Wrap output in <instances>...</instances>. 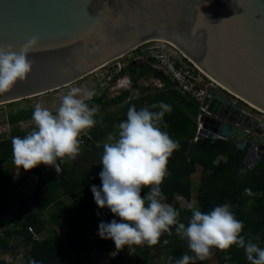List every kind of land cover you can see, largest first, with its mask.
I'll list each match as a JSON object with an SVG mask.
<instances>
[{"label": "water", "instance_id": "1", "mask_svg": "<svg viewBox=\"0 0 264 264\" xmlns=\"http://www.w3.org/2000/svg\"><path fill=\"white\" fill-rule=\"evenodd\" d=\"M33 70L0 105L69 86L148 42L164 40L224 92L264 115V0H0V47L31 38ZM199 140L230 141L254 168L264 123L209 90Z\"/></svg>", "mask_w": 264, "mask_h": 264}, {"label": "trees", "instance_id": "2", "mask_svg": "<svg viewBox=\"0 0 264 264\" xmlns=\"http://www.w3.org/2000/svg\"><path fill=\"white\" fill-rule=\"evenodd\" d=\"M149 69L141 72L138 76H143ZM137 82V81H136ZM171 87V85H169ZM100 97V96H99ZM121 98L115 100H121ZM158 101L149 103L148 109L157 111L153 105L160 102L171 105L172 112L165 114L164 123L166 131L174 140L178 141L180 148L170 157L167 171L161 190L164 194V201L180 212L179 221L187 225L192 212L191 208L184 209L176 199L182 197L186 202L192 200L193 186L192 176L197 172V166L202 168L200 185L196 200L200 210L208 213L215 206L228 204L238 220L243 222L244 229L242 235L252 238L254 243L264 248V153L254 168H249L243 163L244 152L237 150L234 144L223 139L210 140L204 138L194 141L197 135L196 115L199 113V104L190 96L181 95L176 89L169 88L154 97ZM92 104H103L102 99L96 97ZM136 106L137 110L144 107L141 100L130 104L126 109L104 118L95 128L88 130L89 137L81 140L80 154L93 155L94 159L101 156L103 147L99 146L100 141L92 142V138L107 129L111 133L118 129L120 122L126 119V113L130 107ZM191 115L195 116L192 118ZM105 137V135H103ZM9 156H12V145L0 146V216L10 213L12 221L18 220L20 215L10 210L8 199L5 195L13 184V173L3 168ZM65 163L61 167V172L57 173L52 167L41 164L30 170L22 171L38 177V184L35 188L31 200H19V206L23 211L28 212L20 227L14 230L3 231L4 238H0V255L9 249L10 238H20L21 241L30 246V250L25 252L27 263L32 264H84L89 247L92 249L107 252H123L117 250L114 241L110 239L95 238L90 245L91 237L99 232L101 222L110 223L113 219L119 221L107 207L101 209L95 202L92 186L102 187V181L96 170L82 172L78 170L77 159ZM240 169H246L244 175L240 174ZM102 171V170H101ZM21 182L16 180L13 184V193H17ZM245 189H250L246 192ZM145 188L142 195H147ZM70 198L67 202L65 199ZM251 200H250V199ZM250 206L247 207V203ZM53 208L54 212L49 219L45 214ZM4 222L2 226H5ZM16 223V224H17ZM67 223L68 231L64 236L59 234L57 227ZM47 224H51L50 236L43 240L35 239L29 231L34 228L38 234L47 231ZM173 234L169 236L165 233L156 246H147L136 260V264H156L152 261V252L163 251L167 258L165 264H175L176 259H180L184 254L194 255L188 248L187 239L176 235L175 228ZM259 236L257 241L254 238ZM164 240L169 243L165 245ZM212 256H215L218 264L226 261L235 264H250L244 250L232 246L226 250L213 249ZM169 257L173 260L170 262ZM208 261H196V264H204ZM0 264H7L0 259Z\"/></svg>", "mask_w": 264, "mask_h": 264}, {"label": "clouds", "instance_id": "3", "mask_svg": "<svg viewBox=\"0 0 264 264\" xmlns=\"http://www.w3.org/2000/svg\"><path fill=\"white\" fill-rule=\"evenodd\" d=\"M38 44L39 37H33L19 51L11 45L0 47V95L28 78L33 70L29 54ZM95 95L94 91L71 87L55 113L37 103L32 113L34 130L23 138H12L14 164L25 171L43 164L60 173L62 163H70L80 154L81 134L97 123V109L87 103ZM153 108L158 110L130 107L126 119L118 125V135L110 133L103 145L99 174L102 187L93 185L91 190L98 207H107L119 221L101 222L99 236L114 241L117 250L133 245L152 247L165 233L171 236L175 228L176 235L187 239L194 254H184L175 264H196L197 260L210 258L213 249L232 246L243 249L250 264H264V248L242 235L244 224L228 204L215 206L208 213L191 207L186 225L179 221L176 208L162 202L165 197L161 185L168 174V162L180 144L161 127L167 128L164 117L172 112L171 105L160 102ZM239 171L241 175L247 172ZM145 188L147 195H142ZM254 239L258 241L260 237ZM163 243L167 245L169 241Z\"/></svg>", "mask_w": 264, "mask_h": 264}, {"label": "rangeland", "instance_id": "4", "mask_svg": "<svg viewBox=\"0 0 264 264\" xmlns=\"http://www.w3.org/2000/svg\"><path fill=\"white\" fill-rule=\"evenodd\" d=\"M155 45H157V43H149L143 45L137 50L130 52L123 58L109 64L107 67L95 71L94 73L86 76L85 78L64 88L52 92H48L43 95H38L35 97L24 99L21 101L0 105V146L11 145V141L13 137L19 136L23 138L27 134H29L32 130H34L35 124L34 121L32 120V113L37 103L41 104L44 107L49 108L51 111H53V113H55L56 109L60 106L63 95H65L70 90L71 87H81L84 89L94 91L96 93V95L93 96L91 100L87 101L90 107H95L97 109V113L95 116L97 123L92 128H95L98 125V123H100V121L103 120L104 118L116 114L123 109H126L130 104L132 103L134 104L135 101L138 100L143 101L145 108L148 107L149 103L153 101H158V97H156L155 99L150 98V97H154L155 94L157 95L162 92L156 90V88L158 87L155 86L156 80L153 79L152 77L153 73L151 71H147L145 73L146 76L144 77L143 75L142 78H143V83H145L146 85H151L154 88V90L149 91L148 86H145L148 88V90L136 86L137 85L136 77L137 78L139 77L138 76L139 74L136 72L137 69H140L141 72L147 69H152L150 62L145 59H140V56L143 54L145 50ZM132 63H135V66L134 64L132 65ZM144 63L149 64V66L147 65L144 66ZM131 80L134 82V90L126 91L128 90L127 88L130 86V83H132ZM217 91L222 95L231 98V96H229L224 91L222 90H217ZM122 96L124 97L121 100L115 101L121 98ZM96 97L102 99L104 105L92 104V102L95 99H97ZM133 97H138V100H134ZM242 107L248 110L252 115L257 117L259 120H264V116L262 114L253 110L249 106L242 105ZM197 115H196V119H197ZM191 117L195 118V116L193 115H191ZM118 131L119 129L115 128L111 132V134L118 135ZM109 134L110 133H108L106 128L102 129V132L99 135L92 138V142L94 143L95 141H100L99 146L103 147V145L106 142H108L107 138ZM103 135H105V137H103ZM84 137H89L88 130H85L81 134L80 139L83 140ZM102 155L95 159L93 155H86L88 157L78 155L76 158L78 161V170L85 172L93 169L96 170L98 174H100L102 170V164L100 163ZM70 163L72 164V162ZM63 164L65 163H62L61 167ZM3 168L10 170L13 173V184L16 182V180H19L21 182V185L18 188L17 193H13L12 191L13 184L10 187V189H8L5 193L8 199L7 201L10 210L17 212L18 215H20V217L18 218V220L12 221L13 219L9 212L5 213L3 216H0V224L6 222L5 223L6 225L1 226L0 228V238H4L2 231L5 230L10 231L20 227L18 223L22 222L24 215L26 216L27 214H29V212H31L30 210L28 212L23 211L22 207L19 206V200L30 201L32 194L38 184L37 181L38 177L32 174H28L22 171L19 167H17L13 162L12 156H9V158L5 162H3ZM201 172H202V168L200 166H197V172L192 176V186H193L192 200L190 202H186L185 199L182 197L176 199V202L179 203L181 206H183L184 209L196 207L200 210L196 200V195L198 193V188L200 185ZM65 200L67 202L71 201L70 198H66ZM249 206L250 203L248 201L246 208H248ZM53 212L54 209L50 208L45 214L46 218L49 219ZM46 228L47 231L41 232L40 234H38V232L34 229L35 234L38 237V240H43L48 236H50V230L52 229L51 224H47ZM68 228H69L68 224L67 225L62 224L57 227V231L59 232V234L64 236L65 233L68 231ZM16 239H20V238H16ZM9 241H11V239ZM11 243H12L13 251H11V253L9 254H2L0 258L4 257L8 261L14 262L15 260V262H18V264H26L27 257L14 258L12 256L14 254H17L19 256L25 255L26 254L25 252L26 251L28 252L30 250V246L24 244L23 242H22L23 244L20 243L19 245H17L18 243L15 242V240L11 241ZM160 257L164 259V255H161ZM157 259L159 260L161 258H157ZM204 264H218V262L216 257L212 256ZM223 264H235V263L226 261Z\"/></svg>", "mask_w": 264, "mask_h": 264}, {"label": "built area", "instance_id": "5", "mask_svg": "<svg viewBox=\"0 0 264 264\" xmlns=\"http://www.w3.org/2000/svg\"><path fill=\"white\" fill-rule=\"evenodd\" d=\"M149 43H157V45L145 50L143 54L140 56V59H145L150 62L152 69H149V71L153 73L152 77L153 79L156 80L155 86L158 87L156 88V90L165 91L168 90L169 88L171 89L174 88L177 91H179L181 94L185 96H190L191 98H193L195 101L198 102L199 113L196 119L197 135H198V133L203 128L202 116L204 115L210 116V114L207 112V107L203 106V102L207 92L211 90L213 92L219 93L217 90H222V91L224 90L216 82L208 78L198 67H196L190 61H188L171 44H167L164 42H153V41L148 42L146 44ZM145 76L146 75H144V77ZM136 81H137L136 86H139V88H145L146 90H148L149 88V91L154 90V88L151 85H146L145 83H143L142 76H139L138 78L136 77ZM169 85H171V87H169ZM145 86H148V88ZM127 89L128 90L126 91L134 90L133 81L132 83H130V86ZM228 95L231 96V98L229 99H231L232 101H234L235 103L241 106L243 105V102H241L240 99L230 94ZM133 98L134 100H138V97H133ZM261 122L264 123V120H262ZM197 135L194 139L195 142L199 140ZM261 137L264 138V134H262ZM29 231L35 239H38L37 235L35 234L34 228L30 227Z\"/></svg>", "mask_w": 264, "mask_h": 264}, {"label": "crops", "instance_id": "6", "mask_svg": "<svg viewBox=\"0 0 264 264\" xmlns=\"http://www.w3.org/2000/svg\"><path fill=\"white\" fill-rule=\"evenodd\" d=\"M64 224L67 225V223H64ZM1 226H2V224H0V228H1ZM8 226H10V225H8ZM98 233L91 237L90 245H92L93 240L95 238H101ZM10 239H11V241L15 240V242L18 243L17 245L22 243V241L20 239H16V238H10ZM11 241H8L10 243L9 249L4 251L2 254H9V253H11V251H13ZM146 247H147L146 244L143 246L133 245L132 247L126 249L123 252H117V251L116 252H107V251H103V250L92 249L91 247H89L87 249V257H86L84 264H136L137 258L142 253L141 251H143ZM161 255H164V259H162V257H160ZM0 256H2V255H0ZM12 257H14V258L15 257L16 258H19V257L25 258L27 256L26 255H20L19 256L17 254H14ZM210 257H212V255ZM151 258H152V261L156 264H165L167 255L163 251H157V252H152ZM157 258H161V259H159L161 262ZM0 259H3L7 264H18V262H15V260H14V262H15L14 263L13 261H8L4 257H2ZM162 260H163V262H162ZM208 260H209V258H208Z\"/></svg>", "mask_w": 264, "mask_h": 264}, {"label": "bare ground", "instance_id": "7", "mask_svg": "<svg viewBox=\"0 0 264 264\" xmlns=\"http://www.w3.org/2000/svg\"><path fill=\"white\" fill-rule=\"evenodd\" d=\"M153 42H164V43L170 44L169 42L164 41V40H156V41H153ZM121 89H123V88H121ZM261 121H262V120H261Z\"/></svg>", "mask_w": 264, "mask_h": 264}, {"label": "flooded vegetation", "instance_id": "8", "mask_svg": "<svg viewBox=\"0 0 264 264\" xmlns=\"http://www.w3.org/2000/svg\"><path fill=\"white\" fill-rule=\"evenodd\" d=\"M133 64H134V66H135V63H132V65H133ZM145 65L149 66V64H145V63H144V66H145ZM148 68H149V67H148ZM139 70H140V69H137L136 72H138ZM130 71H131V70H130ZM132 73H133V72H132Z\"/></svg>", "mask_w": 264, "mask_h": 264}]
</instances>
